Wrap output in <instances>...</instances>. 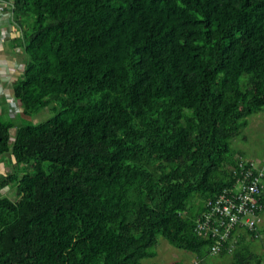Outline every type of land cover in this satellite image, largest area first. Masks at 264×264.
<instances>
[{"label":"trees","instance_id":"1","mask_svg":"<svg viewBox=\"0 0 264 264\" xmlns=\"http://www.w3.org/2000/svg\"><path fill=\"white\" fill-rule=\"evenodd\" d=\"M8 10L25 65L20 111L0 103V158L19 167L0 173L18 195L0 192V264H142L159 234L210 254L196 220L235 179L232 137L264 108V0ZM262 230L237 238L230 264H262L247 241Z\"/></svg>","mask_w":264,"mask_h":264},{"label":"built area","instance_id":"2","mask_svg":"<svg viewBox=\"0 0 264 264\" xmlns=\"http://www.w3.org/2000/svg\"><path fill=\"white\" fill-rule=\"evenodd\" d=\"M0 0V52L7 55L17 67H23L19 54L21 47H14L13 53H5L8 41L20 36L19 30L13 25L9 4ZM6 79H10V71L6 70ZM12 74V73H11ZM11 85L7 83L6 87ZM5 92L0 91V102ZM6 95V94H5ZM9 111L20 105L14 95L6 96ZM1 108V106H0ZM234 180L215 196L206 200L205 210L198 216L195 232L211 241L210 254L233 252L237 238L246 231H257L264 214V163L246 159L242 155L235 156L233 166ZM225 252V253H227ZM197 263V262H196Z\"/></svg>","mask_w":264,"mask_h":264},{"label":"rangeland","instance_id":"3","mask_svg":"<svg viewBox=\"0 0 264 264\" xmlns=\"http://www.w3.org/2000/svg\"><path fill=\"white\" fill-rule=\"evenodd\" d=\"M21 62L23 67H18L19 69L17 71L14 73L12 72L13 76L10 78L12 82L16 81L17 79L20 80L22 77L25 65V57L24 60H21ZM11 89V94L13 95V88L11 87ZM8 93L9 94L6 95L11 96L10 91H8ZM2 101L3 103L1 102V106L6 105L8 108L6 104L7 100L4 98ZM20 109L21 107H19V110ZM16 111H18V108L11 110L10 114L16 115ZM52 114L53 112H51L50 108H45L39 113H36L31 120L34 123H37L46 120ZM15 131V128L11 130L13 136L15 135ZM231 151L235 153V156L242 155L246 159L264 163V108L250 115L248 117V125L242 128L238 135L232 137ZM4 160L5 165L3 164L4 166H2V172L0 173L4 174L5 172H10L14 168L19 169V167H13L14 161L12 162L11 159H9V155H7L5 158H0L1 163ZM21 168L22 167H20V169ZM23 168L28 169V166L23 165ZM0 192L2 195L9 196L12 199H16L18 196L16 188L11 186L4 187L0 190ZM197 201L198 199L195 198L194 202ZM260 228L263 229L262 233H260V235L256 238L251 235H247V241L253 251L264 255V214L259 229ZM155 251L156 255L143 259L142 264H175L176 262L183 264H230L233 260L232 252L223 255L205 254L202 256L195 251L174 246L162 234L158 235V243ZM262 264H264V261Z\"/></svg>","mask_w":264,"mask_h":264},{"label":"crops","instance_id":"4","mask_svg":"<svg viewBox=\"0 0 264 264\" xmlns=\"http://www.w3.org/2000/svg\"><path fill=\"white\" fill-rule=\"evenodd\" d=\"M14 47L13 46V40L11 39L10 41H8L7 43V46H6V49H4L5 53H13L15 52L14 51ZM21 57V58H20ZM24 54H19V58L21 60H24ZM19 68L16 66V64L12 61V60H9L7 59V55L3 54L2 52H0V91L2 92V90L5 92L3 95H2V98H5L7 95L5 94H9L8 91H10V94H11V87L13 88V85H15L19 80L17 79L16 81L12 82L11 81V85H9V87H6L7 86V83L10 82V79H6V75H5V71L8 70L10 71L11 73L17 71ZM9 75V78H11L13 76V73ZM6 85V86H5ZM11 86V87H10ZM12 95V94H11ZM1 103V102H0ZM3 103V101H2ZM7 104V102H6ZM5 161H3L2 163L0 162V172H2V166L5 165L4 163ZM4 164V165H3ZM6 173V172H5ZM183 264V263H181Z\"/></svg>","mask_w":264,"mask_h":264}]
</instances>
